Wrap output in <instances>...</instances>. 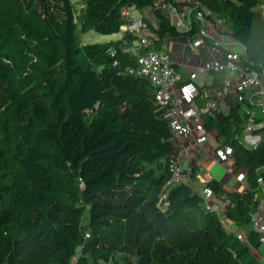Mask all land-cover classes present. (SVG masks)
Listing matches in <instances>:
<instances>
[{
  "label": "trees",
  "instance_id": "16d2710c",
  "mask_svg": "<svg viewBox=\"0 0 264 264\" xmlns=\"http://www.w3.org/2000/svg\"><path fill=\"white\" fill-rule=\"evenodd\" d=\"M156 1L0 0V264H262L252 216L263 197L264 126L254 131L263 135L258 147L241 154L246 193L217 180L203 185L225 203L223 218L189 184L163 199L174 137L152 83L129 72L137 58L123 49L135 38L83 43L90 32L121 33L131 7L153 10L158 26L142 17L156 51L202 31L196 22L180 31ZM190 7L192 17L209 10L229 26L245 49L244 69L264 71V0ZM211 74L219 86L223 78ZM201 116L221 148L242 152L237 136L250 114L241 104L225 117Z\"/></svg>",
  "mask_w": 264,
  "mask_h": 264
},
{
  "label": "built area",
  "instance_id": "2783aa9c",
  "mask_svg": "<svg viewBox=\"0 0 264 264\" xmlns=\"http://www.w3.org/2000/svg\"><path fill=\"white\" fill-rule=\"evenodd\" d=\"M195 3L196 0H159L155 2L154 7L164 11L171 23L180 31H191L195 22L200 24L202 34L196 36L194 39L195 44H201V47H203V39L205 38L211 40L215 48L221 46L227 48L222 40L214 39L204 29L206 25L211 23L209 17H216V15L209 10H203L192 17L190 5ZM129 10L134 11L135 9L133 7L123 9L122 14L127 21L121 27L122 38L131 36L137 42L135 48L132 44L131 47L123 49L124 53H131L137 58V69L129 70V72L148 79L156 89V99L161 106L165 107L164 117L171 127L174 142L187 138L192 139L198 145L205 144L209 137L201 113L203 111L207 113L217 111L220 102L226 96H234L239 103L249 101L252 105H257L261 108V113L264 116V71L244 69L239 64L245 51L242 45L237 44L236 49H226L223 56L207 61L203 67L189 74L186 83L181 84L184 80L183 76L177 71L171 55L167 52L154 50L157 38L151 32L147 20L143 17L134 20ZM214 24L219 26L222 21L216 17ZM211 72L226 73L223 86L213 89V91L205 89L201 92L197 79L200 75ZM199 97L207 101L206 108L203 111L198 108L196 103V99ZM248 114H250V118L245 132L252 134L257 128H262L264 122H256L253 114L251 112ZM247 139L249 140V136ZM250 140L251 143L256 145V139ZM215 154L219 161H226L229 156L233 155V148L226 146L216 150ZM170 172L171 177L162 190L163 199H166L172 188L179 185L189 184L194 187L193 180L187 175L177 158L171 163ZM199 194L205 200L206 210L215 212L209 202L213 195L212 190L204 188ZM252 223L253 228L261 235V242L264 243V229L259 212L252 216ZM86 237L88 238L89 234H86ZM238 239L242 240L243 236L239 234ZM70 264H77V257L73 258Z\"/></svg>",
  "mask_w": 264,
  "mask_h": 264
},
{
  "label": "crops",
  "instance_id": "0c3cea01",
  "mask_svg": "<svg viewBox=\"0 0 264 264\" xmlns=\"http://www.w3.org/2000/svg\"><path fill=\"white\" fill-rule=\"evenodd\" d=\"M148 10L144 12L146 18H148L153 24L158 23L157 19L154 17H150L147 13ZM211 23L206 25L204 29L214 37L216 40H222L226 45L227 48H215L213 42L209 39H203V47L195 49L193 47V54L191 56H187L185 58V49L184 46L180 48L178 45L175 47L174 51L171 52L167 50V53L171 55L173 58L175 67L177 71L183 76L184 80H188L189 74L196 69L203 67V65L212 60L215 57L223 56L225 54L226 49H236L237 43L232 39L231 30H225L224 25H215L213 20H210ZM171 41V39H169ZM168 40V41H169ZM167 41V42H168ZM194 42V40H193ZM167 49V48H166ZM165 52V51H164ZM180 57V58H179ZM219 74L223 80L219 86H214L215 80L214 76L211 73H205L202 76L200 75L197 79L198 83L202 87V90L209 89L213 91V89H218L223 86L224 79L226 77L225 72L217 73ZM208 76H211L209 79ZM264 86V84H263ZM252 98V96H251ZM254 99V98H252ZM196 103L198 108L203 111L206 108L207 101L202 98H197ZM241 104V111L249 113L251 112L256 119L257 122L263 121L264 116L261 113V108L257 105H252L249 101H245L243 103L237 102V99L234 96H226L223 101L220 102L219 108L216 113L218 117H225L227 116L233 105ZM258 109L260 111L259 115L254 113V110ZM259 129V128H257ZM209 133L208 141L205 144H196L192 139L182 138L178 140V142H174L175 144V156L177 160L182 165L183 169L187 173V175L191 178L193 167H195L197 173L193 182V188L196 192L201 193L203 185L206 183L217 180L220 181L228 190H236L241 193H246L248 189L247 183V174L248 170L244 165V161L241 160V154L243 152H236L233 155L229 156L226 161H219L216 158V150L221 148V141L217 138L216 133L210 135ZM249 136L250 139H256V145L251 143L247 138ZM262 134L252 133L247 134L242 131L238 136V142L241 146L246 147L247 149H255L258 147L259 141L262 138ZM226 147V146H225ZM223 148V147H222ZM194 149V150H193ZM245 155V154H244ZM262 190V201L259 213L262 217V227L264 229V186L261 185ZM210 204L215 209V212L223 218V212L225 203L221 200H218L212 195L210 199ZM224 224L229 232L238 233L239 229L237 226L224 219ZM241 232V231H240ZM264 237V232H263ZM262 249H264V243H262ZM256 254L258 260L264 264V258L259 253Z\"/></svg>",
  "mask_w": 264,
  "mask_h": 264
},
{
  "label": "rangeland",
  "instance_id": "374dc122",
  "mask_svg": "<svg viewBox=\"0 0 264 264\" xmlns=\"http://www.w3.org/2000/svg\"><path fill=\"white\" fill-rule=\"evenodd\" d=\"M264 13V10H262ZM129 13H131V16L134 20H138L142 17V13L137 11V10H129ZM147 13L149 14L150 17H154V13L152 9H149L147 11ZM154 25L158 26V23H154ZM221 25H224V23L222 22ZM225 30H229V26L228 25H224L223 26ZM202 32H200L199 34H197L196 36H201ZM195 37H189V36H185V35H181L178 37H173L171 39V41L169 40L166 44V48L167 50L173 52L175 47L178 45L180 48H182L184 46L185 49V58L187 56H191L193 54V47H196L195 49L198 48H202L201 44H195L196 42H193V40L196 38ZM122 39V33H117V34H113V35H103V34H99L96 32H90L87 33L85 35H83V43L84 44H92V43H98V44H109L110 42H118ZM137 46V42L134 41L133 43V48H135ZM223 48V46L219 47ZM180 58V57H179ZM208 78L210 79L211 76H208ZM254 113L256 115L260 114V111L258 109L254 110ZM215 134L214 131L210 132V135ZM208 137H209V133H208ZM194 150V149H193ZM240 151L245 152V147L244 146H240Z\"/></svg>",
  "mask_w": 264,
  "mask_h": 264
}]
</instances>
